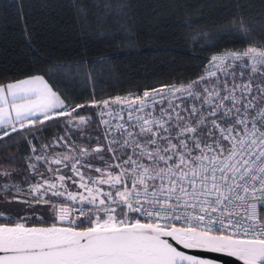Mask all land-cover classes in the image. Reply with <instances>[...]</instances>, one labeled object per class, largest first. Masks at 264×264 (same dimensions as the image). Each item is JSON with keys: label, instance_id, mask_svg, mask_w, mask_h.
<instances>
[{"label": "snow or ice", "instance_id": "1", "mask_svg": "<svg viewBox=\"0 0 264 264\" xmlns=\"http://www.w3.org/2000/svg\"><path fill=\"white\" fill-rule=\"evenodd\" d=\"M117 27L116 38L135 39ZM196 33L207 36L192 50L199 56L228 34L246 43L252 28L237 15L217 33ZM111 59L89 62L85 80ZM200 59L208 64L195 79L129 98L92 93L74 103L39 74L0 82V150L18 147L17 137L29 150L28 176L0 163V217H19L0 223V264H264V47ZM93 123L98 137L83 136ZM57 125L63 134L45 143ZM13 204L44 206L53 222L26 226Z\"/></svg>", "mask_w": 264, "mask_h": 264}, {"label": "trees", "instance_id": "2", "mask_svg": "<svg viewBox=\"0 0 264 264\" xmlns=\"http://www.w3.org/2000/svg\"><path fill=\"white\" fill-rule=\"evenodd\" d=\"M121 5L126 6L122 15L110 16L105 10ZM78 8L86 14H78ZM237 15L251 26L250 40L245 43L228 34L217 41V47L196 49L199 56L192 55L197 42L207 38L196 30L217 33ZM117 25L135 39L116 38L120 34ZM97 33L114 35L100 40ZM249 45L264 46V0H0V82L43 75L55 91L74 103L91 99L92 93L108 98L189 81L203 74L200 69L208 64L200 57ZM98 57L112 59L98 66L95 78L85 80L82 68H91L89 62ZM80 61L86 63L80 65ZM99 131L93 123L82 135L96 138ZM57 133L63 134L58 125L49 128L43 133L44 142L49 143ZM17 139L18 147L0 150V163L6 170L29 174L25 161L28 145L21 137ZM5 143L9 141L5 139ZM75 144L97 145L95 139H75ZM10 155L16 157L12 163L5 160ZM27 217L26 225L53 222L46 212ZM18 219L5 215L0 223Z\"/></svg>", "mask_w": 264, "mask_h": 264}, {"label": "rangeland", "instance_id": "3", "mask_svg": "<svg viewBox=\"0 0 264 264\" xmlns=\"http://www.w3.org/2000/svg\"><path fill=\"white\" fill-rule=\"evenodd\" d=\"M84 134H86V133H84ZM94 137H95V135H94ZM78 145H82L84 147H87L89 149H92V145L91 144L90 145L89 144H78ZM96 146L97 145H95V147ZM95 147H93V148H95ZM56 151L57 152H63L65 150L62 149V148H57ZM40 167L43 168V165H41ZM4 171H10V170L4 169ZM20 175H22V176H28L29 174L20 173ZM93 175H95V173H93ZM12 179L14 181H18L19 180V177L14 174L13 177H12ZM4 182H7V181H4ZM33 182H35V181H33ZM105 188H107V186H105ZM28 199H31V197H28ZM11 207H12L14 213L18 212V213H20L21 216H26V217L27 216H34V215L35 216H40V215L42 216V214L44 212H46L44 206H37L35 212H33L31 209H28L26 205H22V204H13V205H11ZM13 216H15V215L13 214Z\"/></svg>", "mask_w": 264, "mask_h": 264}, {"label": "built area", "instance_id": "4", "mask_svg": "<svg viewBox=\"0 0 264 264\" xmlns=\"http://www.w3.org/2000/svg\"><path fill=\"white\" fill-rule=\"evenodd\" d=\"M250 46H255V47H264V46H259V45H250ZM248 47V46H247ZM246 48V47H245ZM244 49V48H242ZM228 50H237V49H228ZM217 54V53H216ZM190 81V80H189ZM189 81H178V82H174L176 84L177 87H179L182 83H187ZM173 83L171 84H164V85H159V86H156L152 89H147V90H143V91H140V92H127V93H121V94H117L119 96H122V97H125V98H129V97H135L137 95L139 96H143V92L144 91H149L151 92L153 89H161L163 86H168V85H172ZM117 95H114V96H111V97H108V98H114L115 96ZM116 113H120V109L117 108L115 109ZM258 209H264V201H262L259 205H258Z\"/></svg>", "mask_w": 264, "mask_h": 264}, {"label": "water", "instance_id": "5", "mask_svg": "<svg viewBox=\"0 0 264 264\" xmlns=\"http://www.w3.org/2000/svg\"><path fill=\"white\" fill-rule=\"evenodd\" d=\"M58 225L60 224V223H57ZM51 224H48V225H44V224H39V225H26V226H35V227H48V226H50ZM214 258H216V257H218L220 254H211ZM221 259H222V262L223 261H231V264H243V262L242 261H239L238 259H236V258H233V257H221Z\"/></svg>", "mask_w": 264, "mask_h": 264}, {"label": "crops", "instance_id": "6", "mask_svg": "<svg viewBox=\"0 0 264 264\" xmlns=\"http://www.w3.org/2000/svg\"><path fill=\"white\" fill-rule=\"evenodd\" d=\"M25 78H27V77H25ZM25 78H22V79H25ZM46 79V78H45ZM20 80V79H19ZM47 80V79H46ZM16 81V80H15ZM13 82V81H12ZM54 90V89H53ZM55 91V90H54Z\"/></svg>", "mask_w": 264, "mask_h": 264}, {"label": "bare ground", "instance_id": "7", "mask_svg": "<svg viewBox=\"0 0 264 264\" xmlns=\"http://www.w3.org/2000/svg\"><path fill=\"white\" fill-rule=\"evenodd\" d=\"M250 46V45H249ZM247 47V46H246ZM245 48V47H244ZM240 49H242V48H240ZM219 53V52H218ZM214 55V54H213Z\"/></svg>", "mask_w": 264, "mask_h": 264}]
</instances>
